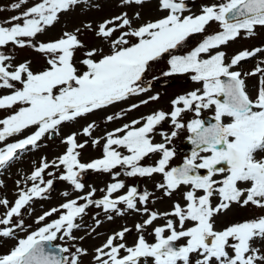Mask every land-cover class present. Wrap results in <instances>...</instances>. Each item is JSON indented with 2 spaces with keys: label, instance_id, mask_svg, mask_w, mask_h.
Wrapping results in <instances>:
<instances>
[{
  "label": "snow or ice",
  "instance_id": "6c2138e0",
  "mask_svg": "<svg viewBox=\"0 0 264 264\" xmlns=\"http://www.w3.org/2000/svg\"><path fill=\"white\" fill-rule=\"evenodd\" d=\"M115 2L121 9L117 14L45 41L38 37L63 15L100 5L92 0H37L0 22V89L8 90L0 95V110L9 112L0 119V173L24 151L39 148L45 137L60 136L64 146L54 159L34 162L31 173L15 182L14 201L0 198V238L16 239L18 229L26 231L20 218L23 210L37 199H46L56 180L70 186L62 193L63 203L37 217L42 226L0 254V264H83L89 251L76 242L96 233L102 223L96 218L99 213L85 235L75 233L86 229L83 219L92 206L102 209L109 221L113 214L126 212L142 219L133 225L136 238L131 244L127 236L133 228L124 226L93 249L90 264H264V59L248 71L240 67L264 56V47L244 49L231 57L222 50L242 33L250 38L258 27L264 28V0H224L201 6L199 14L191 12L187 0H155L156 11L163 15L149 20H144L141 10L151 0ZM27 3L18 0L11 9ZM126 9L134 10L130 14ZM213 22L220 30L204 36L186 54H174ZM85 32L91 33V42L81 38ZM9 46L31 49L43 57L44 66L34 70L31 59L17 61ZM165 56L166 70L149 77L153 65ZM185 74L201 87L171 98L169 110H153L101 135H96L97 121L87 120L110 106L146 96L104 118L109 123L122 120L162 99L160 92L149 95L155 82ZM250 77L257 80L251 91ZM209 109L214 122L206 124L200 117ZM187 113H193L189 121L184 120ZM80 120L85 123L62 134L66 125ZM165 123L171 131L163 127ZM29 129H34L30 135L7 143L9 137ZM185 129L193 150L181 165L171 166L176 150L170 145ZM89 145L101 155L84 161L82 152ZM152 156L158 157L153 164L143 163ZM89 171L111 176V182L100 189V198L93 186L85 191L83 178ZM122 174L160 176L154 187L161 195L127 185ZM178 192L183 203L174 200L163 212L149 207ZM73 193L79 195L73 198ZM233 204L254 207L262 214L218 229L217 217ZM53 214L57 218L47 222ZM160 220L163 223L157 224ZM57 240L63 243L53 247Z\"/></svg>",
  "mask_w": 264,
  "mask_h": 264
},
{
  "label": "rangeland",
  "instance_id": "374dc122",
  "mask_svg": "<svg viewBox=\"0 0 264 264\" xmlns=\"http://www.w3.org/2000/svg\"><path fill=\"white\" fill-rule=\"evenodd\" d=\"M18 2V0H0V22L5 21L6 19L10 18L13 15H18L20 12H23L28 7H31L37 0H28L27 4L21 6L20 9L13 11L11 9V5L13 3ZM94 3H98L100 5L99 8H89V9H82L76 8L66 15H63L58 23H56L53 27H51L45 34L38 37L41 41L50 40L58 38L62 31L69 30L71 31L74 27L80 26L82 23L92 22L95 26L96 22L100 20L110 17L114 14H117L121 11L116 6L115 0H92ZM191 12L199 14L201 6L206 4L212 3H220L224 2V0H187ZM127 11L131 12L134 9H126ZM141 14L144 20L149 19H156L159 16L163 15V13L156 11L155 0H151L150 3H147L143 9L141 10ZM261 29V28H260ZM262 31H257V34L253 37H242L235 41H230L227 46L222 48L223 51L227 53L229 57L234 55L235 53L244 50V49H253L255 47H264V28ZM220 30L218 23L213 22L210 26H208L206 32L204 34H196L189 38V40L180 48L175 50L174 54L177 55H184L188 51H191L203 38L208 34L215 33L216 31ZM86 42H91L92 36L91 33L85 32L84 35L81 37ZM263 38V39H261ZM258 42H260L258 44ZM9 50L12 55L16 56L17 61H23L24 59H31L33 61V69L39 70L44 66V59L39 54L35 53L31 49H12L9 46ZM262 59V56H257L256 58L250 59L247 62H242L241 68L243 71L249 69L251 66L253 67V62L257 59ZM166 60L165 58L153 65V70L148 75L151 77L152 75H159L161 71L166 70ZM188 75L182 76H173L170 78H162L160 82H155L153 91L150 94H154L155 92H160L162 95V99L159 102L150 103L147 106H141V108L130 112L124 119L113 121L112 123L106 122L105 117L108 114H112L114 112H118L121 109L127 108L131 103H138L139 100L145 99L146 96L134 97L128 100L127 102L119 103L114 106H110L108 109L103 111H98L94 114H91L87 117L88 121L95 120L100 125V128L96 135H101L106 131H111L115 127L122 126L125 122H130L132 119L139 118L141 115H146L153 110L163 108L164 110H169V100L176 95L183 94L185 92L191 91L197 87H201L200 84L195 82H190V79L186 78L189 77ZM257 80L256 78H248L247 84L249 86V90L251 91L253 86L256 85ZM8 94V90L0 89V95ZM145 112V113H142ZM9 114L6 110H0V119L5 118ZM204 115H214L213 110H203L201 116ZM193 118V113H187L184 117L185 121H189ZM227 122V121H226ZM84 120H80L78 123L73 125H66L62 129V134H67L70 131L76 130L80 124H84ZM165 129L171 131L169 124L165 123L163 125ZM34 129L25 130V132L21 134H17L15 136L9 137L7 143L15 142L19 139H23L24 136L30 135ZM188 134L187 130H181L176 138H174L172 145L178 146V139L184 140L185 136ZM156 141H160L159 135L155 137ZM177 140V141H176ZM41 146L37 149H31L24 151L20 154L19 159L13 163L6 171L0 173V180L4 181V186L0 187V198H7L9 201H14L17 194V186L16 181L21 180L23 177L29 175L31 170L34 167V162H39L42 157H47L49 160L54 159L57 155L61 154L64 151V146L61 144V137L56 136L53 139H48L45 137L41 142ZM0 146H3L0 144ZM101 155L99 149H94L89 145L86 149L82 152V159L84 161H88L93 158H97ZM157 156H152L150 159H145L146 164H153L157 159ZM50 171H53L50 169ZM87 178L85 179L86 187L85 191L88 190L89 186H93L97 189L96 198H100L103 193L100 192V189L104 188L106 184L111 182V176L108 174L103 173H93L87 172ZM125 183L129 186L138 185L141 187V190H148L150 192H155L156 196H160L161 193L156 191L154 185L155 183L161 180L160 176H154L152 178H143V180H139L134 177H127L123 174L120 177ZM220 178V177H217ZM84 182V181H83ZM70 186L67 185L65 182L56 180L54 182L53 189L48 194L46 199L35 200L27 209L23 210L21 219L24 220L26 231L17 230V237L16 239L12 238H0V254L7 253L12 247L15 246L17 239L24 238L28 233L35 231L38 227L42 226V224H37L36 219L39 215L43 214V212L50 210L53 207H58L61 203L65 201V197L62 195L64 191H69ZM182 187L181 191H184ZM79 195V193H73V198ZM174 200H180L183 203L179 192L174 194V196L169 199L164 197L160 200H157L155 204L150 203L149 207L159 210L161 212L169 210L171 204ZM3 212V209L0 208V213ZM99 213V216L96 217V214ZM262 213L254 208V207H247L241 208L238 205L233 204L232 207L223 215L217 217V228H222L230 223L240 222L245 219L253 218L255 216L261 215ZM106 215L102 209H97L94 206L89 207L87 210V215L83 219V224L86 226V229H82L77 231L75 235L83 236L85 235V230L89 229L90 227L94 226V219L96 217L102 221L100 226L96 228V233H93L90 236H87L83 241H77L76 243L80 244L82 247L87 248L89 251V255L83 258V264H90L92 251L95 247L99 246L104 239L112 234L115 231L120 230L122 227L127 226L129 228H133L135 223L141 221L142 217L136 213L126 212L123 216H116L113 214V219L111 221L107 220ZM57 218L56 214H53L52 217L48 218L47 222H51ZM157 224H162L163 220L157 221ZM151 229H149V232ZM146 237L151 241L152 237L146 233ZM136 238V232L133 228V231L128 234L127 242L131 244L134 239ZM63 242L57 240L54 242L55 245H59Z\"/></svg>",
  "mask_w": 264,
  "mask_h": 264
},
{
  "label": "water",
  "instance_id": "95a60500",
  "mask_svg": "<svg viewBox=\"0 0 264 264\" xmlns=\"http://www.w3.org/2000/svg\"><path fill=\"white\" fill-rule=\"evenodd\" d=\"M203 120H205V122H206V124H208V123H213V121L214 120H212V119H203ZM186 145L187 146H191V147H194L189 141L186 143ZM182 154H184V155H190L191 154V152L190 151H182ZM201 172H202V174H204V170H201Z\"/></svg>",
  "mask_w": 264,
  "mask_h": 264
},
{
  "label": "flooded vegetation",
  "instance_id": "af4514ba",
  "mask_svg": "<svg viewBox=\"0 0 264 264\" xmlns=\"http://www.w3.org/2000/svg\"><path fill=\"white\" fill-rule=\"evenodd\" d=\"M174 162V164L176 163V161H173Z\"/></svg>",
  "mask_w": 264,
  "mask_h": 264
}]
</instances>
